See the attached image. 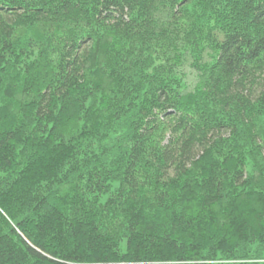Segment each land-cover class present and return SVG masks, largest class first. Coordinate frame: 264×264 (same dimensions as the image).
I'll return each instance as SVG.
<instances>
[{
    "label": "trees",
    "instance_id": "trees-1",
    "mask_svg": "<svg viewBox=\"0 0 264 264\" xmlns=\"http://www.w3.org/2000/svg\"><path fill=\"white\" fill-rule=\"evenodd\" d=\"M0 264H264V0H0Z\"/></svg>",
    "mask_w": 264,
    "mask_h": 264
}]
</instances>
